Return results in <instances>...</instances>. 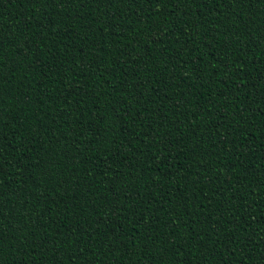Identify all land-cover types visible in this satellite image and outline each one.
I'll return each instance as SVG.
<instances>
[{"label":"trees","instance_id":"trees-1","mask_svg":"<svg viewBox=\"0 0 264 264\" xmlns=\"http://www.w3.org/2000/svg\"><path fill=\"white\" fill-rule=\"evenodd\" d=\"M0 241L264 264V0H0Z\"/></svg>","mask_w":264,"mask_h":264},{"label":"snow or ice","instance_id":"snow-or-ice-1","mask_svg":"<svg viewBox=\"0 0 264 264\" xmlns=\"http://www.w3.org/2000/svg\"><path fill=\"white\" fill-rule=\"evenodd\" d=\"M52 2H56V0H52ZM65 2H68V0H65ZM101 3H103V0H100ZM149 3H151V0H148ZM246 2V0H233L234 4H244ZM159 237H156V240H159ZM235 242V240H234ZM0 243H2V241H0ZM153 243H155V241H153ZM174 247V245H173ZM161 264H164V261L161 262Z\"/></svg>","mask_w":264,"mask_h":264}]
</instances>
